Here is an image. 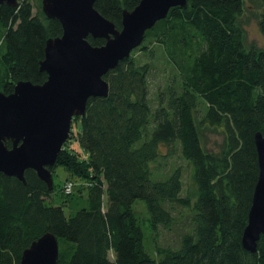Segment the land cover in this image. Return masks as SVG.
Masks as SVG:
<instances>
[{
    "label": "trees",
    "instance_id": "obj_1",
    "mask_svg": "<svg viewBox=\"0 0 264 264\" xmlns=\"http://www.w3.org/2000/svg\"><path fill=\"white\" fill-rule=\"evenodd\" d=\"M141 1L96 0L95 8L121 29L123 11ZM247 1L260 9L264 34V0H187L104 76L108 96L89 99L70 137L82 141L85 156L64 150L55 164L71 161L84 172L87 195L56 203L55 184L50 189L35 170L25 172L26 182L0 174V264H20L47 232L59 240L58 264H264V234L256 252L242 242L259 177L255 134L264 133V46L247 43ZM39 3L0 5V90L7 95L21 80L48 79L46 43L63 27ZM159 55L169 76L152 98ZM207 130L223 137L218 151L207 147ZM175 147L190 168L188 187L182 165L166 167ZM141 201L155 255L145 247ZM165 232L175 238L162 242Z\"/></svg>",
    "mask_w": 264,
    "mask_h": 264
},
{
    "label": "water",
    "instance_id": "obj_2",
    "mask_svg": "<svg viewBox=\"0 0 264 264\" xmlns=\"http://www.w3.org/2000/svg\"><path fill=\"white\" fill-rule=\"evenodd\" d=\"M18 2L0 0V5ZM95 2L42 0L43 12L61 22L63 34L47 40L41 62L46 82L21 80L9 95L0 90V174L26 182L25 172L33 169L53 189L50 168L72 134L73 119L86 115L89 99L108 96L104 76L142 44L147 30L166 18L171 8L185 6L187 0H142L134 10L123 11L121 29L97 11ZM90 36L106 43L94 46ZM255 143L259 177L242 240L251 252L257 251L264 234V133L255 134ZM59 259V240L47 232L24 250L20 264H58Z\"/></svg>",
    "mask_w": 264,
    "mask_h": 264
},
{
    "label": "rangeland",
    "instance_id": "obj_3",
    "mask_svg": "<svg viewBox=\"0 0 264 264\" xmlns=\"http://www.w3.org/2000/svg\"><path fill=\"white\" fill-rule=\"evenodd\" d=\"M35 7L38 8L39 0H34ZM42 5V4H41ZM246 10L244 15L242 16V25L244 27L246 33L247 43L249 45H256L259 47L264 46V34L261 32L259 27V17H260V9L256 4H253L250 1H247ZM154 63V62H153ZM167 68V64L163 55H159L157 61H155L154 71L150 77V87L152 98L155 96V92L159 87H164L167 82V78L169 76V72L165 71ZM80 123V118L73 119L72 122V130L77 131V126ZM73 132V131H72ZM71 134L70 137H72ZM206 137V145L210 150L218 151L220 145L223 142V137L216 130H207L205 132ZM71 142H67V146L65 144L62 151H66V153L72 152L79 155V157L85 156L84 145L82 141L78 139L77 136L74 135L73 140L69 138ZM68 140V141H69ZM61 151V152H62ZM164 152L168 153L167 148H164ZM167 160V169L168 171L173 167V165H182L185 173V185L189 186V167L188 164L180 157V152L177 147H175L174 155L172 158L168 157ZM163 163L162 166H164ZM77 168L71 164V161L62 162L61 164H57L51 170L54 177L55 191L53 192L54 202H63L66 196L71 193H78V195H87L88 192V180L85 178V173H78ZM76 172V173H74ZM54 188V187H53ZM64 203V202H63ZM136 210L138 212L140 222L143 226L145 233V247L149 253L155 255V246H154V235L152 231V227L150 224V216L145 204L141 202L136 203ZM190 214L189 210L184 212V216L187 217ZM162 239V242H167L168 240L172 241L175 238V235H171L165 232Z\"/></svg>",
    "mask_w": 264,
    "mask_h": 264
}]
</instances>
